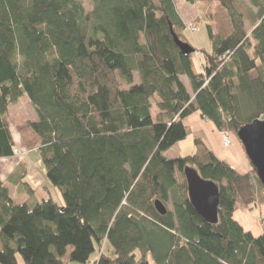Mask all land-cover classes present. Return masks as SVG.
Here are the masks:
<instances>
[{
    "label": "trees",
    "instance_id": "16d2710c",
    "mask_svg": "<svg viewBox=\"0 0 264 264\" xmlns=\"http://www.w3.org/2000/svg\"><path fill=\"white\" fill-rule=\"evenodd\" d=\"M184 1L223 10L224 24L210 11L193 21L208 49L186 42L173 0H0V158L37 151L64 202L15 204L0 178V264H66L68 246L88 264L95 245L94 264H264V230L233 218L264 204L254 168H230L200 138L164 155L195 112L235 136L264 120V0ZM21 99L35 120L10 113ZM191 169L218 187L214 224L189 200ZM25 175L22 162L8 182L33 195Z\"/></svg>",
    "mask_w": 264,
    "mask_h": 264
},
{
    "label": "rangeland",
    "instance_id": "374dc122",
    "mask_svg": "<svg viewBox=\"0 0 264 264\" xmlns=\"http://www.w3.org/2000/svg\"><path fill=\"white\" fill-rule=\"evenodd\" d=\"M79 1L82 6L84 7L85 11H90L92 9V0H77ZM245 5H249V0H241ZM174 5L179 13V15L181 16L183 22L188 26V28H190V31L187 30L186 31V42H188L189 44L193 45L194 47L198 48V49H208L209 48V42L208 39L206 37V33H205V28L203 25L198 26L197 30L194 31L193 27H195L193 25V21L195 19H201V20H206L205 17V12L206 11H210L213 14L216 15V17L218 18V21H220L222 24H224V20L222 18V14L221 12H218L217 10H221L223 11L220 7H218L217 3H209L208 5L205 3H195V4H189L186 3L184 0H173ZM203 22V21H202ZM205 23V21L203 22ZM213 23V22H212ZM195 58L199 61L200 59V55L199 54H195ZM185 83L188 85V81L186 79H184ZM125 87V86H123ZM10 113L12 115H20L23 116L27 119L30 120H35V113L33 108L29 105V103L24 100L21 99L18 104L13 105L10 108ZM201 127V126H198ZM12 128V127H11ZM191 130V127H189ZM201 129V128H199ZM205 133H214L216 134L218 132L220 139L222 141V133L226 134L229 138H230V144L228 146L224 145V142L222 141V146L224 147H230L233 145L234 140L236 139V136L229 132V131H216L211 128H209L208 125H204L202 128ZM215 129V128H214ZM12 132H14V130H12ZM190 144V146H187V144ZM238 143L241 145V143L238 141ZM194 145L193 142L191 141V138L189 137L188 139H184L180 142H178L177 144L171 146L166 152H164V155L166 157L169 158H174L177 156H187V155H191L194 153ZM242 147V145H241ZM16 157H19L16 155ZM24 163L26 165V163L28 164V175L29 178L26 180H31V184L32 186L36 189V193L31 195L29 193H27L25 191V189H19V186H16V188L12 185V183L8 182V181H4L5 185L9 188L10 190V196L13 200V202L15 204H20V203H27L29 205H33L36 202H39L42 199L45 198H52L55 202H57V198L60 199L61 201V195L58 192V190L54 187H52L48 181L45 178V170L43 168V165L41 163V160L39 158L38 152L33 150L30 151L29 153H27L24 156ZM19 159V158H18ZM3 163V162H2ZM4 166H2V164H0V172L4 171L7 165L3 164ZM8 171V170H7ZM48 184L47 187H49V189L46 190L45 187H43L45 184ZM23 200V201H21ZM64 202H62V204H58V205H63ZM168 208H171V202L169 201L167 203ZM241 210L240 207H236L235 211H239ZM264 214V212L260 213L258 220L261 224V231L264 230V220L262 219V215ZM256 218V217H254ZM108 247V245H107ZM72 247L68 246L66 249V252L64 253V255L62 256V259L66 262V264H77L74 262H70L69 261V253L71 252ZM102 249L100 250V247L95 245V251L92 253L91 257H90V261L88 264H94V260H96L99 255H101Z\"/></svg>",
    "mask_w": 264,
    "mask_h": 264
},
{
    "label": "crops",
    "instance_id": "0c3cea01",
    "mask_svg": "<svg viewBox=\"0 0 264 264\" xmlns=\"http://www.w3.org/2000/svg\"><path fill=\"white\" fill-rule=\"evenodd\" d=\"M182 19V18H181ZM183 124L186 127V130L188 132V135L186 139L189 137L191 138V141L195 138H200L203 140V142L208 146V148L212 151V153L220 160L224 161L227 163L230 168L240 172V173H249L252 170V166L247 160L243 148L241 145L238 143L237 140H234L233 145L230 147H224L222 146V141L220 139L218 132L216 134L214 133H205V131L202 129L204 125H208L209 128L214 129V126L211 122L203 118L199 112H195L191 114L190 116L186 117L183 120ZM201 126V127H198ZM191 127V130L190 128ZM201 128V129H199ZM217 131V130H216ZM215 132V131H214ZM17 145L21 146L19 137H15ZM187 146H190L188 143ZM194 148V147H193ZM195 150V148H194ZM27 154V153H26ZM25 154V155H26ZM21 155L19 157L16 156H11V157H6V158H0V164L4 166L3 164L7 165L4 171L0 172V178L2 181H8V177L11 175V173L14 171L16 167H18L22 162L24 163V156ZM19 158V159H18ZM3 162V163H2ZM25 165V163H24ZM8 170V171H7ZM25 170H26V177L24 178L23 181L28 183L34 193H36V189L32 186L31 180H26V178H29L28 175V164L26 163L25 165ZM47 183L43 186L47 189ZM14 186V185H13ZM16 188V186H14ZM10 192V190H9ZM49 198V197H48ZM51 198V197H50ZM61 198V197H59ZM52 199V198H51ZM53 200V199H52ZM23 201V200H21ZM58 204H62V198L61 201L60 199L57 198L56 200ZM264 212V204H255L252 205L251 208L246 209V210H239V211H234L233 218L234 220L245 230L250 232L254 236L260 235L261 232V224L258 220L257 217H259L260 213ZM256 217V218H254Z\"/></svg>",
    "mask_w": 264,
    "mask_h": 264
},
{
    "label": "water",
    "instance_id": "95a60500",
    "mask_svg": "<svg viewBox=\"0 0 264 264\" xmlns=\"http://www.w3.org/2000/svg\"><path fill=\"white\" fill-rule=\"evenodd\" d=\"M174 43L182 53H192L189 44L174 36ZM244 154L255 170L256 176L264 188V120L255 119L242 126L236 133ZM186 181L189 200L196 212L208 223L217 222L218 187L210 181L203 180L195 170H187ZM155 209L161 215L166 213L165 206L154 202Z\"/></svg>",
    "mask_w": 264,
    "mask_h": 264
},
{
    "label": "built area",
    "instance_id": "2783aa9c",
    "mask_svg": "<svg viewBox=\"0 0 264 264\" xmlns=\"http://www.w3.org/2000/svg\"><path fill=\"white\" fill-rule=\"evenodd\" d=\"M222 141L224 142V145L226 146H228L231 142L230 138L224 133H222ZM262 219L264 220V214L262 215Z\"/></svg>",
    "mask_w": 264,
    "mask_h": 264
}]
</instances>
